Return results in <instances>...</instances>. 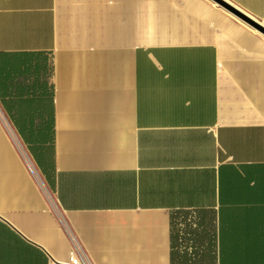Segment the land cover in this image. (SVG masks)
Masks as SVG:
<instances>
[{"label": "crops", "instance_id": "1", "mask_svg": "<svg viewBox=\"0 0 264 264\" xmlns=\"http://www.w3.org/2000/svg\"><path fill=\"white\" fill-rule=\"evenodd\" d=\"M223 1L0 0V264H264V0Z\"/></svg>", "mask_w": 264, "mask_h": 264}, {"label": "built area", "instance_id": "2", "mask_svg": "<svg viewBox=\"0 0 264 264\" xmlns=\"http://www.w3.org/2000/svg\"><path fill=\"white\" fill-rule=\"evenodd\" d=\"M70 264H93L89 257L81 251H74L69 260Z\"/></svg>", "mask_w": 264, "mask_h": 264}, {"label": "water", "instance_id": "3", "mask_svg": "<svg viewBox=\"0 0 264 264\" xmlns=\"http://www.w3.org/2000/svg\"><path fill=\"white\" fill-rule=\"evenodd\" d=\"M217 3H219L220 5L224 6L225 8H227L228 10L232 11L234 14H236L238 17L248 21V22H253L249 17H247L246 15H244L241 11H239L238 9H236L235 7H233L232 5L224 2L223 0H215ZM254 24V22H253ZM256 24V23H255ZM264 31V29H263Z\"/></svg>", "mask_w": 264, "mask_h": 264}, {"label": "bare ground", "instance_id": "4", "mask_svg": "<svg viewBox=\"0 0 264 264\" xmlns=\"http://www.w3.org/2000/svg\"><path fill=\"white\" fill-rule=\"evenodd\" d=\"M13 142L15 143V145H16L19 149H21L20 144H19L18 141H13Z\"/></svg>", "mask_w": 264, "mask_h": 264}]
</instances>
